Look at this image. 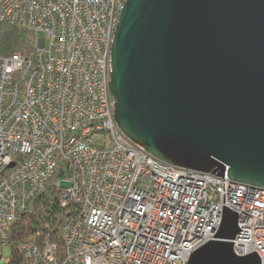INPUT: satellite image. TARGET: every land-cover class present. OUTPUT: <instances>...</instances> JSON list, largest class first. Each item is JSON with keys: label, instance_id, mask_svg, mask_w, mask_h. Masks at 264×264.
I'll return each mask as SVG.
<instances>
[{"label": "built area", "instance_id": "1", "mask_svg": "<svg viewBox=\"0 0 264 264\" xmlns=\"http://www.w3.org/2000/svg\"><path fill=\"white\" fill-rule=\"evenodd\" d=\"M126 2L0 0V31L37 36L34 52L0 56L1 249L52 185L61 246L23 244L27 264H189L227 210L236 256L264 264V188L168 164L120 130L110 81Z\"/></svg>", "mask_w": 264, "mask_h": 264}, {"label": "water", "instance_id": "2", "mask_svg": "<svg viewBox=\"0 0 264 264\" xmlns=\"http://www.w3.org/2000/svg\"><path fill=\"white\" fill-rule=\"evenodd\" d=\"M120 130L174 166L264 188V0H127L112 47ZM238 216L189 264L238 257Z\"/></svg>", "mask_w": 264, "mask_h": 264}, {"label": "trees", "instance_id": "3", "mask_svg": "<svg viewBox=\"0 0 264 264\" xmlns=\"http://www.w3.org/2000/svg\"><path fill=\"white\" fill-rule=\"evenodd\" d=\"M36 41V34L5 24L0 31V56L6 57L19 52L32 53ZM66 214L59 202L58 192L50 185L30 203L28 210L11 226L8 242L12 248L11 256L0 264H27L21 246L41 243L47 236L61 246V228Z\"/></svg>", "mask_w": 264, "mask_h": 264}, {"label": "rangeland", "instance_id": "4", "mask_svg": "<svg viewBox=\"0 0 264 264\" xmlns=\"http://www.w3.org/2000/svg\"><path fill=\"white\" fill-rule=\"evenodd\" d=\"M11 245L7 244L3 247V250L0 247V259L8 260L11 256Z\"/></svg>", "mask_w": 264, "mask_h": 264}]
</instances>
